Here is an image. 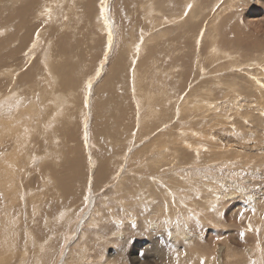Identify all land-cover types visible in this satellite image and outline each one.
<instances>
[{
    "label": "rangeland",
    "instance_id": "rangeland-1",
    "mask_svg": "<svg viewBox=\"0 0 264 264\" xmlns=\"http://www.w3.org/2000/svg\"><path fill=\"white\" fill-rule=\"evenodd\" d=\"M39 1L47 4L46 11H56L50 10L54 6L60 13L40 25L41 18H33L36 11L24 8L14 30L32 16L36 23L28 22L20 35L29 40L39 24L38 37L47 32L49 40L30 56L27 48L14 55L15 41L8 42L1 58L13 67H4L11 82L2 80L6 94L20 86L27 108L36 112L21 119L30 121L28 146L34 148L41 131L42 147L51 153L25 155L34 175L23 172V199L6 196L17 184L11 181L17 171L8 182L0 181V264H264V58L258 57L261 50L236 40L233 27L223 20L229 13L224 0H202L221 20L207 18L202 28L186 21L191 9H180L182 0H74L66 18L65 2ZM22 3L6 6L13 10ZM165 10L176 15L183 10L185 18L160 22L157 17L166 18ZM205 24H218L215 33L221 41L216 47L225 52L221 58L205 40ZM7 35L0 30V43ZM182 37L189 44L174 47ZM62 46L76 50L72 57L79 73L64 72L70 96L46 116L44 128L38 90L45 88L48 94L44 75L52 72L48 65H31L51 60L55 69L66 61L57 54ZM161 53L172 59L169 69L168 62L159 67ZM13 57L22 65L16 72ZM30 68L35 76L24 83L22 73ZM137 70L144 83L142 97L134 92ZM78 79L80 96L72 89ZM89 81L93 106L82 99ZM178 84L174 93L181 97H171L167 91ZM10 98L0 105V165L8 168L21 159L8 147L19 153L24 140L20 123L7 129L21 106L17 95ZM160 150L162 156L155 160ZM152 161L153 168L143 165ZM132 186L136 189L127 190ZM40 199L52 205L38 207Z\"/></svg>",
    "mask_w": 264,
    "mask_h": 264
},
{
    "label": "bare ground",
    "instance_id": "bare-ground-1",
    "mask_svg": "<svg viewBox=\"0 0 264 264\" xmlns=\"http://www.w3.org/2000/svg\"><path fill=\"white\" fill-rule=\"evenodd\" d=\"M10 1L16 2L17 0H0V13H1L0 14V30L1 31H4L5 30V31L8 32L7 39L3 40L0 43V74H1L0 75V94H1V97H2V98H0V105H2L5 102V100L8 101V99H12V98H10V94H12V93H13V95H17L19 99L21 98V100L18 102V103L21 104V106L19 107L20 108V113H18V114L16 113L15 117L13 116L14 119H13V121H11L12 123H9L8 124L7 129L11 128V125L13 123H20V127H23V132H24V137L23 138H24V140H23V150H20L19 153H16L13 149L10 148V146L8 147L9 149L7 148L11 153H13L15 155H19L21 157V159H19L17 161V163H14L12 165V166H14V169H15L14 171H11L10 170V169H12V166H11V168H8V167L1 166L0 165V169H3V170L6 171V172H2L0 174V181H3V180L6 179L5 181L8 182V177L11 179V176L14 174V172H16V171L18 172L17 175H14L15 178L13 180H11L12 182H14V180H15L17 182V184L15 185V182L13 183L12 187H10V189H9V192H7V193H9V195H6V196L8 197L9 200H11L14 197H16V200L19 201V200L23 199V197L25 196V193H22L21 189L19 188V185L21 183L20 180L25 177L24 174H23V172L29 173L30 174V177H32L34 175V172H32V170L30 168H27V164L25 163V155H27V154H33V153H40V154L43 153V155H44L46 153H51V151H48L47 152V151H45L43 149V147H42V135H41L42 132L41 131L38 132V134L36 136V139L34 140V142H35L34 148L32 149V148H30L28 146V144H27L28 139H27L26 136H27L28 131H29L27 129V127L29 126L30 121L22 122L21 119H26V117H28V116H26V114H28L30 117H32V114H36V112L35 111H32L31 108H27L26 105H28L27 104L28 101L22 99L23 96L20 95L19 90H18L20 88V86L19 87H16L14 90H11L10 93H7V94L5 93V86L3 84V80L2 79L5 78L6 83H8V82H11L10 81L11 78L9 76V72H7V70H5L4 67H12V65L11 64L5 65L4 64V59L1 58V56L8 50V42H11L13 39H14L15 42L13 44L12 53L14 55H16V54H19L23 49H26L27 48L29 50L28 51V54H27L28 56H30L31 54H34L35 55L36 53H34V52L41 50L42 47L45 46V44L49 40V36L47 37V32L45 34H41L38 37V33H37V30L36 29L39 28V24L35 27L36 29L31 30L29 32V40L30 41L27 40V38L25 36L20 35V33L18 31L21 28L25 27L28 24V22H30L31 25L34 24V23H36V22L32 21V16L31 17L30 16L29 17L26 16L27 20L30 19V18L31 19L28 20V22L24 23L23 25L17 27L16 30H14V28L16 26H18L20 23H22L21 16L24 15V8L27 9V8H30V6H31L32 7V10L29 9V11L30 10L31 11H36V13L33 15V18L35 19L36 16L39 19L41 18L40 21L37 22V23H41L40 25H47V24H49L47 20H51L53 18V15L57 13L58 9H54L53 8L54 6L53 7L48 6V7H51L50 8L51 11L52 10H56L54 12L52 11V13H51L49 11H46L47 10L46 9V5L47 4H45V5H42L41 4L40 5V1L39 0H20L21 2H23L22 4H17V5H15L13 7L14 8L13 10H9L7 8V6H6V4H8ZM44 1H47V0H44ZM51 1H53V0H51ZM59 1L57 2L59 5H62L63 2H65V5L64 6L66 8H64V9H67V11L63 13V16H64V18H66V13L74 8V6L76 4V1H74V0H61L60 2ZM182 1H183L182 2V5L179 6L180 9H184L185 8L186 10H189V11L191 9V12L186 17V21H189V22L192 23V25H191L192 28H195L197 26H200L201 27L202 23L207 18H209L212 22L213 21L214 22H217L218 20H220L219 17H218L219 15H217V14L211 15L210 14L211 9L205 3H202V0H182ZM235 1H236V3H235ZM222 2H223V0H221V3ZM224 2L227 5V10H229V13L224 16L223 20L226 21L225 23L229 22L228 24H230V26L233 27L232 28V32L233 33L236 32V33H234V35H238L237 38H236V40L238 42L243 41V42H245L246 45H250L251 47H255V49L261 50V53H259V56L258 57H261L263 59L264 58V53H263V50H264V0H224ZM244 4H246L247 7L244 10H242L241 12L236 13V11L238 9H240V7H244ZM189 5H192V6L189 7ZM159 7H162V6L159 5ZM222 7H223V5H222ZM147 10L149 12V9H147ZM224 10L227 12L226 9H224ZM58 12L60 13V11H58ZM182 12H183V10L180 11V14H178V12H177V15H179V17H178L179 19H176L175 18V21L177 23H179V21L181 20V18H183L182 15H181ZM7 13H11L12 16H16L17 18L16 19H11L10 17L6 16ZM177 15L174 13L173 10H171V11H166L165 10L164 16L166 18H164L163 15H161V16H158L157 19H159L160 22H162V19H164L163 21H165V20L171 19V18H173V17H175ZM100 17H103V14H101L99 16V18ZM63 22H65V21H63ZM101 22L103 23V25H105V23H106V22H103V20ZM235 22L239 23L240 24V27L235 26L236 25ZM222 24H223V22H222ZM206 27H209V26L206 25ZM216 27H218V24H217ZM216 27H214V25H213V26H210L209 28H207L208 32H207V35L205 36V40H206V42H208V44L210 45V47H212L213 55L216 57V59H218L219 57L221 58V55H225V52L223 50H220L221 52L219 50H217V48H219L220 46L219 47H216L217 46L216 43H218L221 40L219 38V33H215L216 32V29H217ZM225 28H226V26H225ZM227 28H228V26H227ZM233 33H231V34H233ZM161 35H163V33H161ZM222 36H223V34H222ZM224 36H225V34H224ZM224 36H223V38H224ZM231 37L234 38L233 36H231ZM188 39L182 37V40L179 41L178 45L177 46L173 45V46L174 47L185 48L189 44ZM211 39H214V43L215 44L212 43V40ZM227 43H226V45H227ZM229 43L231 44V42H229ZM229 43H228V45H229ZM232 45H234V43ZM67 50H69V51H67ZM75 52H76V50L74 48L73 49H69V48H66V47L62 46L58 50L57 54L60 57L61 56H65L64 57L65 58L64 60H66V61L57 63L55 69H54V67L52 68V65L50 64L51 60H46V61L45 60H42V61L39 62V59H37L31 65V66H35L37 63H39L40 66L41 65H48L50 67V69L47 70V71H49V73H50V71L52 72V73H50L52 75H48V74L47 75H44V81L50 82L49 85H46V87L48 88V94L47 95L44 94V89L45 88H41L40 90H38V92H40L41 100H42L43 106H44V123L45 124L42 125L44 128H46L48 126V123H49V118H47L46 116H49L50 114H52L54 108H57V107H59L61 105H64V103L68 100V97L70 96L69 93H66V91L68 89V83H67V79L65 77V73L64 72H67V73H69V74L77 77V75H78L79 72L75 68L74 58L72 57V55H75ZM78 54H80V53H78ZM166 55L167 54L163 55L161 53L160 58L162 59V62L159 64V67H162L163 66V63L166 64L168 62V64H166V69H169V68H167V65L169 66V65H172L173 63H172V59L170 57H169L170 59H168L167 58L168 56H166ZM227 55H228V57H230L229 54H227ZM80 56L82 57V55H80ZM258 57H257V60H256V58H254L255 61H259L260 60ZM84 58H85V56H84ZM163 58H166V60H164ZM226 58H227V56H225L224 59H226ZM245 58H247L246 55H245ZM245 58H244V60H245ZM13 59L17 60L16 57H13ZM216 61H218V60H216ZM227 61H229V60H227ZM80 62H81V60H80ZM77 63H76V65H77ZM226 63L227 62L225 61V65H226ZM242 64H239V66H241ZM245 64H243V66ZM17 65H18V67L16 69V66H15L14 72H16V70L22 69V65H20V62L19 61H18ZM228 65H230V64H228ZM245 66H247V64ZM58 68H60V69L57 70ZM35 73H36L35 72V69H31L30 68V70L28 72L22 73L21 78H22V80L25 83V81H27V80L28 81L32 80L33 77L35 76ZM137 74H139L138 70H137V72L134 71V76L136 77V81H137V82H133V84H134V92L137 93V94H139V96L142 97V94H141V90H142L141 88H142V86L141 85H144V83L141 84V82L138 79V75ZM93 81H89V82H91V86L90 87L88 86L89 85V82H87V84H85V86H84L85 88L83 90L82 99L83 100L86 99V106H88V105L93 106V103H94V101H92ZM80 83H81L80 79L76 80V82H75V84H74V86L72 88L74 92H76V90H78L79 96H80L81 91H82V87H80ZM137 83H139L138 84V85H140L139 87H137ZM95 84H96V87H97V91L95 93V99L94 100L96 101V97H97L98 89H99L98 80L95 81ZM180 86L181 85L178 84L176 87H172L171 88V91H167L168 94L171 97L180 98L181 96H179V95H177V94L174 93V90L180 89ZM121 87H122L123 90H125V86L121 85ZM153 91L156 92L157 89L156 88H153ZM23 92L24 93H27L28 91H23ZM37 97H38V94H37ZM149 97L152 99L151 96H149ZM45 98H48V100L45 101ZM11 105H13V104H11ZM154 110L157 113H160L159 110H157L155 108H154ZM41 113H42V110H41ZM10 119H11V117H10ZM146 122H147V120L144 119V123H146ZM15 130H16V128H15ZM7 136L10 139H14V137L12 136V134H10V132H8ZM26 145L28 147H26ZM39 147H42V149L41 150H38ZM163 149H165V147H163ZM157 151H155V152H157ZM161 156H162V150H160L159 152H157L155 154V160L158 157H161ZM33 160L34 159H30L29 162H28V164H33L32 163ZM146 161H148V160H146ZM153 163H156V162H153L152 161L151 163H147V165L146 164H143V165L144 166H149V167L151 166V168H153V166H154ZM17 164L19 165V168H17ZM42 166L43 165L40 166L41 168L39 170L42 169ZM2 185H3V183H2ZM133 189H136V187L135 186H132L130 188H127V190H133ZM7 204H8L7 206H11L10 202H8ZM37 204H38V207L41 206V205H43V206H47L48 204L52 205L50 202H47V201L44 202V199H40V201ZM44 216L45 215H43V217ZM40 218H41V214L38 217H36L35 220L36 221H39ZM61 226H63V229H66L67 228V226L65 224H61ZM27 227L29 228V226H27ZM20 228H21L20 225L16 227V229H19V230H20ZM59 230H61V228ZM177 232L180 233L181 231H179L177 229ZM38 240H39V238H37L36 241H38ZM55 240L57 241V239H55ZM26 241H30L29 238Z\"/></svg>",
    "mask_w": 264,
    "mask_h": 264
},
{
    "label": "snow or ice",
    "instance_id": "snow-or-ice-1",
    "mask_svg": "<svg viewBox=\"0 0 264 264\" xmlns=\"http://www.w3.org/2000/svg\"><path fill=\"white\" fill-rule=\"evenodd\" d=\"M189 7H191V5H189ZM110 37H109V41H110ZM97 75H99V70L97 71ZM89 87L91 86V82H89V85H88ZM201 264H204V261L203 260H201ZM253 264H255V262H253Z\"/></svg>",
    "mask_w": 264,
    "mask_h": 264
}]
</instances>
